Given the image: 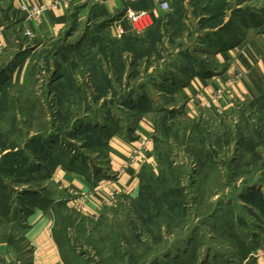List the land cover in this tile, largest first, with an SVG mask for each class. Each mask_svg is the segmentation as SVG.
I'll use <instances>...</instances> for the list:
<instances>
[{"label":"rangeland","instance_id":"rangeland-1","mask_svg":"<svg viewBox=\"0 0 264 264\" xmlns=\"http://www.w3.org/2000/svg\"><path fill=\"white\" fill-rule=\"evenodd\" d=\"M249 18L264 61V0H169L139 34L72 19L63 36L35 39L10 20L0 55V264H34L32 198L47 205L60 264H260L264 97L251 106L247 94H233L229 107L207 113L205 105L201 115L198 107L187 113L171 88L184 68L219 74L226 62L205 42L217 25ZM20 51L29 54L21 80L18 63L1 72ZM139 118L153 122L156 162L143 168L140 193L78 211V195L52 176L56 167L111 177L108 135L131 131Z\"/></svg>","mask_w":264,"mask_h":264},{"label":"crops","instance_id":"crops-1","mask_svg":"<svg viewBox=\"0 0 264 264\" xmlns=\"http://www.w3.org/2000/svg\"><path fill=\"white\" fill-rule=\"evenodd\" d=\"M21 2L48 4L49 0H0V55L5 53L10 46L12 35L10 20L19 26L23 35V26L28 27L32 31L29 38L54 39L66 33L72 19L91 23L109 21L108 24L112 25L111 23L117 18L121 19L122 22L124 21L123 14L126 10L149 9L153 19L158 18L164 11L159 6V0H84L74 2L69 9H65L63 6H50L36 19L26 21L24 20V12L20 9ZM14 14L20 15L19 21L16 20ZM257 23L256 18H249L242 24L236 23L232 27L230 36L212 43L208 42L214 46L208 47L211 51L207 52L213 53L214 59L226 62L221 67L219 74H215L216 70L208 69L210 72L205 75L203 72H189L187 68L185 72L180 73L185 79L183 82L176 83L175 92L186 101V107L190 108L187 113H191V109L194 111L195 107H198L197 110L203 112L201 115H204L206 102L212 103V107L207 109V113L214 111L216 106L227 108L231 104L233 94L238 97L242 93L247 94L251 106L262 103L264 97V61L261 56L256 54L252 45V43L256 45L257 36L253 37L252 34L256 30L251 27ZM216 29L217 27L213 28V30ZM26 57L17 68L16 79L24 78V72L28 67ZM235 70L242 72L240 82H234L232 79ZM217 92L220 95L218 100L214 97ZM153 131V122L149 119L139 118L131 131L126 133L120 130L110 137L106 146L107 166L111 172L109 178L101 176L99 174L101 172H98L97 175L90 172H86L88 173L86 174L79 171H66L59 167H56L52 176L56 178L57 183L62 186L61 188L68 189L70 193L76 195L89 193L83 201V209L87 212H97L100 203L108 199L110 190H118L120 192L119 197L122 195L135 196L139 191L140 170L146 167L152 168L156 163L153 141L149 140L144 162L127 165L128 155L131 147L137 144L138 138L150 139ZM124 166L126 167L124 168ZM29 203V205L34 206L27 217L29 222L27 236L35 247L34 264H60L62 260L59 248L51 232V216L47 214L36 198H32ZM257 250L258 262L264 264V256H259L262 250Z\"/></svg>","mask_w":264,"mask_h":264},{"label":"built area","instance_id":"built-area-1","mask_svg":"<svg viewBox=\"0 0 264 264\" xmlns=\"http://www.w3.org/2000/svg\"><path fill=\"white\" fill-rule=\"evenodd\" d=\"M84 0H49L48 4L37 3V4H29L26 2H21L20 9L24 12V20L31 21L39 17L46 9L50 6L52 7H60L63 6L65 9H69L74 2H82ZM159 6L162 10H166L168 8L167 0H159ZM123 22L121 19L117 18L116 21H113L111 24L114 26L115 30L118 33H142L148 27L151 26L153 22L152 12L149 9H141L137 11L126 10L123 14ZM23 33L25 36L30 37L32 35V31L23 26ZM215 98H220V95L215 94ZM206 106L211 108L212 103L207 102ZM215 109L219 112L221 108L216 106ZM149 138L140 137L138 139L137 144L133 145L129 152V157L127 159L128 165L136 164L144 162L146 159V153L148 151ZM118 190H110L108 192V199L106 201H102L100 206L105 205H113L117 195H119ZM88 196L86 193H80L74 200L73 205L76 207L78 211H84L83 209V201Z\"/></svg>","mask_w":264,"mask_h":264},{"label":"trees","instance_id":"trees-1","mask_svg":"<svg viewBox=\"0 0 264 264\" xmlns=\"http://www.w3.org/2000/svg\"><path fill=\"white\" fill-rule=\"evenodd\" d=\"M154 20V19H153ZM18 21H19V19H18ZM107 23L109 22V21H106ZM217 27V29L216 30H213L214 32L213 33H210V34H213V35H217V37L216 38H214L213 40H211V41H206L205 42V44L207 45V46H209V47H211V46H214V45H210L209 43H212L213 41H218V40H220V39H222V38H227L228 36H230V33H231V31H232V27H233V25L232 26H229L228 24H225V25H217L216 26ZM222 35V36H221ZM208 39H211V38H208ZM209 42V43H208ZM209 44V45H208ZM27 55H29L28 53H26V52H17L16 54H14V56L12 57V59L6 64V66H5V68H3L2 69V71L1 72H3L4 70H6V68H8V67H10L14 62H15V65H17V63L18 64H20L23 60H24V58L27 56ZM131 63L129 62L128 63V66L130 65ZM183 71L185 72V68L183 69ZM194 71H196V73H202L203 72V74H208L209 72H210V70H208L207 69V67H201V68H199V70H193V72ZM175 87H176V84H174L171 88H172V90L174 89L175 90ZM141 108H143V106L141 105L140 106ZM130 129V128H129ZM112 132H110L109 133V135H108V138H110V136L112 135V134H114L115 132H117V131H120V129L119 130H115V129H113V130H111ZM72 167H74L73 165H72ZM74 168H71V170H73ZM143 170V169H142ZM142 170H140V172H139V180H140V175H141V173H142ZM78 171V170H77ZM86 173V172H85ZM86 174H88V173H86ZM140 186H141V183H140V185H139V188H140ZM139 193H140V191H139ZM34 199V198H33ZM53 203L54 202H51V203H49V205L50 206H52L53 205ZM58 203L60 204V205H65V203H66V201L64 200V201H62V200H60V201H58ZM41 206H47V205H45V204H43V205H41ZM53 209L55 210V207L53 206ZM54 213V212H53ZM3 215V211L2 210H0V216H2ZM53 235V234H52ZM53 238H54V240H55V242H56V244H57V246H60L61 245V242H59V240L57 239V236H54L53 235Z\"/></svg>","mask_w":264,"mask_h":264}]
</instances>
